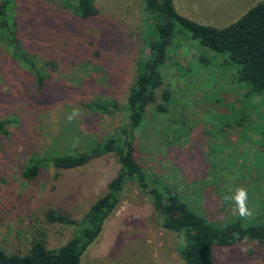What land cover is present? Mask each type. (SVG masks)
Wrapping results in <instances>:
<instances>
[{"label":"rangeland","instance_id":"obj_1","mask_svg":"<svg viewBox=\"0 0 264 264\" xmlns=\"http://www.w3.org/2000/svg\"><path fill=\"white\" fill-rule=\"evenodd\" d=\"M144 1L99 0L97 15L88 19L74 14L76 0L11 1L17 36L43 62L48 79L38 91L32 75L10 57L13 45L0 35V117L16 119L0 134V248L5 251L25 253L38 229L45 231L48 248L64 244L82 228L90 206L118 171L111 153L69 169L48 162L33 180L21 177L33 154H80L118 137L129 88L147 52L145 35L156 27ZM257 1L174 0V5L190 19L224 26ZM202 53L209 59L205 67L197 64ZM166 89L168 102L160 95ZM244 91L223 56L177 38L157 103L146 110L135 140L144 170L219 225L264 217V94L246 99ZM112 99L119 108L111 113L88 106ZM74 108L80 115L69 123ZM241 186L249 193L247 218L234 214V202L224 200ZM48 209L76 223H48ZM162 220L150 197L129 180L80 264H186L181 237L162 227ZM213 259L264 264V242L214 246Z\"/></svg>","mask_w":264,"mask_h":264},{"label":"trees","instance_id":"obj_2","mask_svg":"<svg viewBox=\"0 0 264 264\" xmlns=\"http://www.w3.org/2000/svg\"><path fill=\"white\" fill-rule=\"evenodd\" d=\"M12 0H0V35L12 44L10 57L25 68L33 78V84L41 91L47 83L48 72L36 53L26 50L17 36L16 21L9 14ZM74 14L80 19L97 15L99 0H76ZM144 8L156 23L145 35L146 54L141 58L137 74L126 99V120L119 127L118 137L98 142L80 154L53 153L42 157L31 155L24 164L21 177L33 180L38 169L51 162L58 168H75L108 154H115L118 171L108 182L105 193L96 199L83 218L84 224L76 235L58 248H48L45 231L37 230L29 249L23 253H10L0 248V264H80L82 251L89 246L101 231L106 217L120 201L123 187L135 180L143 193L151 199L153 210L163 216L161 226L177 233L182 239L180 255L186 264H216L214 246H229L243 239L264 242V217L255 215L248 222L236 219L223 225L209 221L201 213L190 208L182 195L161 182L158 176L147 173L136 157L135 140L138 128L145 119L148 107L157 103V93L165 79V69L175 39L189 38L200 47L224 57L226 63L237 73V80L244 84V97L264 94V0H258L239 18L216 26L190 19L179 12L174 0H145ZM209 59L203 53L197 60L207 66ZM51 62V61H50ZM168 102L170 92L160 93ZM88 106L102 112H114L119 108L112 99L109 103L89 102ZM16 122L15 117H0V134H7L8 127ZM264 156V151L260 154ZM264 174V159L261 161ZM227 174V172H226ZM44 218L48 223L68 222L74 219L59 215L56 209H48Z\"/></svg>","mask_w":264,"mask_h":264},{"label":"clouds","instance_id":"obj_3","mask_svg":"<svg viewBox=\"0 0 264 264\" xmlns=\"http://www.w3.org/2000/svg\"><path fill=\"white\" fill-rule=\"evenodd\" d=\"M80 115V109L74 108L67 116V121L70 123ZM225 201H232L235 204L234 214H238L242 218H247L252 215L248 207L249 193L245 187H237L234 194L224 197Z\"/></svg>","mask_w":264,"mask_h":264}]
</instances>
